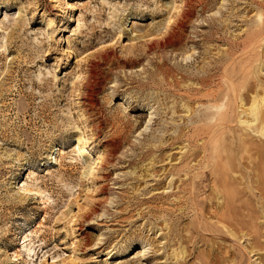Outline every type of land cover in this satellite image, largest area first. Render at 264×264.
<instances>
[{
    "label": "rangeland",
    "instance_id": "obj_1",
    "mask_svg": "<svg viewBox=\"0 0 264 264\" xmlns=\"http://www.w3.org/2000/svg\"><path fill=\"white\" fill-rule=\"evenodd\" d=\"M251 2L191 0L178 36L151 48L182 0H0V264H264V219L252 225L258 253L240 247L251 228L236 231L241 243L226 226L216 236L223 200L202 154L195 186L176 176L166 191L188 145L173 137L191 125L183 77L221 75L218 60L253 25Z\"/></svg>",
    "mask_w": 264,
    "mask_h": 264
},
{
    "label": "bare ground",
    "instance_id": "obj_2",
    "mask_svg": "<svg viewBox=\"0 0 264 264\" xmlns=\"http://www.w3.org/2000/svg\"><path fill=\"white\" fill-rule=\"evenodd\" d=\"M251 1V11L256 12L254 19H252L253 25L245 31L243 37H239L235 42L230 43L228 51L224 54V58L222 57L218 60V66L214 70L218 74L221 72V75H211L209 74V69L205 70L203 67L201 68L202 75L200 73L201 69H199L197 73L191 72L188 77H183L184 80L195 83L193 84L192 82L191 86L185 88L187 93L181 97L182 101L186 102L184 105L185 113H190L188 116L191 119L186 120L191 125L181 129L180 135L175 138L173 137V141L177 142L181 138H187L188 145H182L181 153L187 149L182 157V163L180 162L181 164L176 166L174 172L169 171L166 174V178H170L166 191L172 190L173 186H175L174 180L177 178L176 176H178L176 182L179 181L181 183V188L187 186L188 182L195 186V181H192L191 178L189 179L194 174L193 172L190 176V172L195 167L190 165L196 162L202 154L201 157L206 162V171L203 175L207 176L209 173L211 174L217 184L215 186H218V189L216 188L218 197L220 196L218 199L223 200L222 203L214 207L215 212L213 216L218 222L215 225V229L218 231L216 236H224L225 230L222 226H226L229 229L230 236L235 240L238 239L241 243L249 235L246 234L240 237L236 231L251 228L252 236L250 238L253 241V244L250 245L251 247L249 248L240 244V247L242 246L244 249L243 253L247 251L249 255L255 252L258 253L259 251H256V248L262 246L258 241L261 229L259 225L254 227L252 225H254L257 219H264V83L259 81L261 74H264V0ZM182 2L184 8H182L181 13L179 12V8L181 7L179 6L178 8V6L172 4L169 9L170 13L172 11L174 15H179L174 20H172V17L168 20L164 37L159 42L157 39L152 40L153 42L150 44L151 48L160 46V44L164 48L169 40L178 36L179 20L182 17L185 18L187 10H189L188 8L192 4L191 0H182ZM177 40L179 41L178 38ZM191 57L192 55H187L185 60L188 61ZM213 77H218L220 80V83L217 84L219 85L217 86L218 89L215 90H213ZM177 81L170 84V88L179 89L180 91V83ZM188 94L193 95V97H190ZM191 104L198 105L199 109H192L190 107ZM151 121L152 119L149 120L144 131L148 130ZM172 129H175V132L179 130L176 126ZM196 133H201L204 136V139L201 140L203 144L200 146L197 145L199 143L195 144L189 136V134ZM155 150L151 146L146 153L140 155V158L152 155L156 152ZM162 150L163 148H159L158 151ZM210 152L212 156H210ZM133 162L134 160L131 163ZM110 163V159H107L105 162V164ZM104 167L105 165L102 168ZM91 170L87 171L90 176L95 171L92 170L91 173ZM182 173L187 178L181 181L179 174L181 175ZM162 183L160 182V185ZM241 185L244 186L243 189L239 188ZM197 193L195 194L197 195ZM109 203L113 205V199H110ZM259 206L262 207L259 208ZM105 215V212L96 215L95 221L103 218ZM142 252L147 254V246H143ZM174 253V259H179V254ZM234 255H236L235 252ZM225 257L227 258V256ZM215 264L236 263L230 259L221 258Z\"/></svg>",
    "mask_w": 264,
    "mask_h": 264
}]
</instances>
